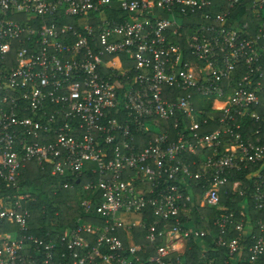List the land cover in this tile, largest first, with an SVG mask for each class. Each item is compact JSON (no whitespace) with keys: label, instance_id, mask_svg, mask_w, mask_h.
Here are the masks:
<instances>
[{"label":"built area","instance_id":"2783aa9c","mask_svg":"<svg viewBox=\"0 0 264 264\" xmlns=\"http://www.w3.org/2000/svg\"><path fill=\"white\" fill-rule=\"evenodd\" d=\"M263 77L264 0H0V264H264L222 202L264 210ZM31 164L75 226L32 231Z\"/></svg>","mask_w":264,"mask_h":264},{"label":"trees","instance_id":"16d2710c","mask_svg":"<svg viewBox=\"0 0 264 264\" xmlns=\"http://www.w3.org/2000/svg\"><path fill=\"white\" fill-rule=\"evenodd\" d=\"M251 14V13H250ZM255 25L258 24L259 19H251ZM241 75V74H240ZM239 75V76H240ZM238 76V77H239ZM261 101L264 103V77L262 78L261 89L259 91ZM263 110V108H259ZM250 126L255 127L256 124L252 121L249 122ZM215 127V126H214ZM246 172L236 173L233 176V180L244 179L245 183L251 185V181L247 179ZM56 180L51 178L48 173L36 167L35 164H31L25 171L21 178V188L26 192H30L35 201L31 205L32 210V231L45 235L46 232H60L66 227H72L76 225L77 217L81 214V208L79 205V186L75 185L74 188H57V192L54 193L53 183ZM57 183V182H56ZM229 192L223 194L222 202L230 209L237 211L239 208H243L245 201L249 203V216L253 222L264 217V210L256 209V202L251 196V192L247 196H241L239 193L230 192V186H227ZM82 190V191H81ZM80 194L87 197L89 191L85 188H81ZM220 212H216L212 209L205 208L202 211H193V220L190 224L194 227H203L206 225V217L211 216V221L219 215ZM56 221H58L56 223ZM151 221V220H150ZM194 244V243H193ZM192 254L196 260L193 264H199L197 256L199 254V246L194 245Z\"/></svg>","mask_w":264,"mask_h":264},{"label":"rangeland","instance_id":"374dc122","mask_svg":"<svg viewBox=\"0 0 264 264\" xmlns=\"http://www.w3.org/2000/svg\"><path fill=\"white\" fill-rule=\"evenodd\" d=\"M134 219H137V218H139L138 216H134L133 217ZM96 221H98V219L97 218H94Z\"/></svg>","mask_w":264,"mask_h":264},{"label":"water","instance_id":"95a60500","mask_svg":"<svg viewBox=\"0 0 264 264\" xmlns=\"http://www.w3.org/2000/svg\"><path fill=\"white\" fill-rule=\"evenodd\" d=\"M77 182L79 183V182H80V179H79V180H77Z\"/></svg>","mask_w":264,"mask_h":264}]
</instances>
